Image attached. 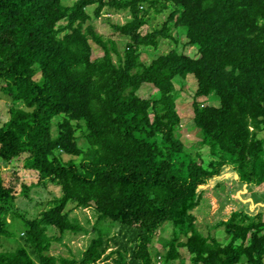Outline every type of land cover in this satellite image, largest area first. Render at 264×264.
<instances>
[{"label":"trees","instance_id":"16d2710c","mask_svg":"<svg viewBox=\"0 0 264 264\" xmlns=\"http://www.w3.org/2000/svg\"><path fill=\"white\" fill-rule=\"evenodd\" d=\"M93 5L96 17L126 11V22L112 25L128 39L122 53L90 23ZM150 9L170 12L143 33ZM173 28L199 56L173 49L145 64L141 47L157 48ZM92 41L104 51L97 59ZM189 75L197 80L194 124L214 157L208 166L177 135L174 79ZM0 81L13 102L0 123V238L10 236L20 197L49 184L62 191L25 220L22 242L0 251V264H158L155 256L168 264L180 248L193 264H264L263 212L253 213L259 203L244 194L264 196V0H0ZM144 83L156 95L141 97ZM200 97L220 105H200ZM81 121L86 149L76 135ZM2 166L13 169L5 175ZM230 168L240 206L226 203L205 234L197 212L206 187ZM89 207L97 224L118 230H99L81 257L51 254L64 233L88 232L71 212ZM168 221L172 237L153 252ZM216 228L227 243L212 235Z\"/></svg>","mask_w":264,"mask_h":264},{"label":"rangeland","instance_id":"374dc122","mask_svg":"<svg viewBox=\"0 0 264 264\" xmlns=\"http://www.w3.org/2000/svg\"><path fill=\"white\" fill-rule=\"evenodd\" d=\"M96 5L90 6L87 8V12L91 16V21L96 30L101 33L105 39H110L112 44H116L117 49L122 53L123 47L126 45L128 39L120 36L118 33L114 31L112 25L115 23H125L126 22V11L124 12H114L104 10L103 14L100 17H96L94 15V10ZM170 9L162 11L160 13H156L154 9H150L147 14L148 23L142 29L143 33L151 32L154 28H160L162 24H164L168 18ZM114 42V43H113ZM92 59H97L99 56L104 54V51L92 41ZM173 49H176L179 52L190 55L191 57H198V49L195 46H191L188 44V39L183 31L180 29L173 28L172 30V38L161 39L158 47H141L140 54L141 60L145 64H150L152 60L157 58L159 55L163 53H167ZM101 55V56H102ZM100 56V57H101ZM40 75H37L36 78L39 79ZM176 91L175 97L177 102V110L181 117V129L177 132L178 137L183 141L186 151L192 153L193 155L197 154L199 156L198 162H201L204 166H208L209 162L214 159L211 154L210 149L207 146L202 144L203 134L202 131L197 128L194 124V112H193V104L195 102V93L197 89V80L193 75H189L186 79L180 76H177L174 79ZM1 87V81H0ZM138 94L141 97L150 98L156 95V88L149 83H144L142 87L139 89ZM198 103L200 105H215L219 106L220 101L216 98H206L200 97L197 98ZM13 105L11 99L2 93L0 89V123L7 121L9 118V108ZM53 125V131L56 133V121ZM84 126V130L80 127L77 129V137L78 143L81 147L87 148L85 136L87 133L86 124L84 121H81ZM261 137H264V132L260 133ZM196 155V156H197ZM64 159L68 161L70 156L64 155ZM76 161L80 160V157L75 158ZM9 169H13L12 166H2L1 171L5 173V175L12 171ZM224 173V174H223ZM220 177H218L215 181L210 183L206 187L205 193V202L200 205L199 211L197 212V223L200 229L207 234L209 232V227L215 225L219 219L224 216V212L226 210H231L232 208H238L240 205V195L236 194V199L232 198V191L238 192L240 191V186L238 183H235V172L230 169H225ZM221 182V187L216 189L215 185L218 182ZM61 188L58 186H54L49 184L47 188H38L33 189L30 194V198L20 197L16 206L18 207L16 212V217L9 225L10 236L5 238H0V251H10V249L14 248L18 242H22L20 237L21 233L25 230V220L34 219L39 212L43 209L49 208V201L52 200L54 196H60L62 194ZM244 194H248L252 197L253 201L250 200L242 201V203H252L257 205V209L251 211L253 213H257L258 209L262 210L263 221H264V196L259 195L255 192V190L249 189V192ZM243 194V195H244ZM242 195V196H243ZM229 197L232 198L230 200ZM228 199V200H227ZM225 211L226 203H231ZM263 204V205H262ZM263 206V207H262ZM255 209V208H254ZM71 217L78 218L81 224L88 229V232H80V233H72L66 232L61 236V240H54L52 242L51 254L54 255H62L66 257H81L82 252L86 249L89 242L92 238L96 237L99 230L106 231L109 228H112V232H116L118 230L117 226L108 225L106 221H100V223H96V214L94 207H89L87 209H75L71 212ZM95 227V230L93 229ZM173 224L171 221L166 222L162 227L157 230L155 238L151 244L152 251L155 250L162 251L164 248L161 244V240L170 239L172 237ZM56 233V232H54ZM212 235L219 239V241L223 244L229 241V236L225 233L223 228H216L212 230ZM57 236L60 237V234L57 233ZM180 258L176 260H171L168 264H193L191 262V255L188 253L186 248H180ZM162 254V253H161ZM155 260H157L158 264H162V259L160 257L155 256Z\"/></svg>","mask_w":264,"mask_h":264},{"label":"crops","instance_id":"0c3cea01","mask_svg":"<svg viewBox=\"0 0 264 264\" xmlns=\"http://www.w3.org/2000/svg\"><path fill=\"white\" fill-rule=\"evenodd\" d=\"M101 55H102V54H101ZM101 55H100V56H101ZM100 56H99V57H100ZM162 251H163V250H162Z\"/></svg>","mask_w":264,"mask_h":264}]
</instances>
